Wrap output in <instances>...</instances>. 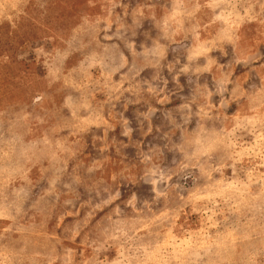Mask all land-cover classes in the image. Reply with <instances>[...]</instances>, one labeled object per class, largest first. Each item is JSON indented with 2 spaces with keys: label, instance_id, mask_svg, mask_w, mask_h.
Listing matches in <instances>:
<instances>
[{
  "label": "rangeland",
  "instance_id": "rangeland-1",
  "mask_svg": "<svg viewBox=\"0 0 264 264\" xmlns=\"http://www.w3.org/2000/svg\"><path fill=\"white\" fill-rule=\"evenodd\" d=\"M0 264H264V0H0Z\"/></svg>",
  "mask_w": 264,
  "mask_h": 264
}]
</instances>
